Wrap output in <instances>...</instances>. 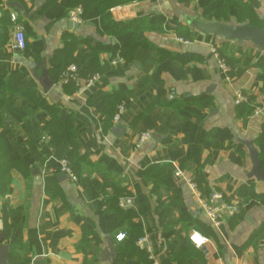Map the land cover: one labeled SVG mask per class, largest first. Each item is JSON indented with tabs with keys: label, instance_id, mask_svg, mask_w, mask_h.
I'll return each instance as SVG.
<instances>
[{
	"label": "crops",
	"instance_id": "1",
	"mask_svg": "<svg viewBox=\"0 0 264 264\" xmlns=\"http://www.w3.org/2000/svg\"><path fill=\"white\" fill-rule=\"evenodd\" d=\"M237 4L250 13L239 16ZM75 8L83 17L72 25L67 14ZM263 17L264 0H1L0 77L8 89L0 124V246L20 225L30 264H264V202L238 196L241 189L264 194V183L247 179L242 144L257 149L264 120L233 103L237 92L253 104L264 101V54L195 28ZM17 26L23 52L13 49ZM214 46L230 61V82L211 55ZM69 65L77 69V87L58 82ZM44 75L50 87H42ZM118 98L125 109L115 123ZM65 123L82 158L72 162L76 182L59 180V164L72 152ZM143 133L149 138L137 148ZM175 167L202 196L214 189L238 213L213 227L173 177ZM112 190L145 240L148 259H119L115 238L127 227L99 201ZM191 232L208 243L195 248ZM109 246L115 255L102 261Z\"/></svg>",
	"mask_w": 264,
	"mask_h": 264
},
{
	"label": "built area",
	"instance_id": "2",
	"mask_svg": "<svg viewBox=\"0 0 264 264\" xmlns=\"http://www.w3.org/2000/svg\"><path fill=\"white\" fill-rule=\"evenodd\" d=\"M67 17L70 23L75 25L80 24L82 22L83 11L80 8L69 10ZM178 41L185 44L189 43L181 39H179ZM26 47L27 46H26V40H25L23 28L21 26H17L13 36V49L17 52H23L26 50ZM211 55L216 60L218 70L222 75L223 79L226 82H230L231 69L227 64V62L225 61V59L219 55L217 47L214 46L211 49ZM116 62H122V59H118L116 60ZM76 73H77L76 67L73 65H69L60 74L58 80L59 84L67 85L69 83H73L77 87L78 84L76 79ZM96 78L97 76L93 75L87 81L86 86L90 87L92 83L96 80ZM233 103L235 107H243L250 105V101L248 100V98L244 96L241 92L235 93ZM124 109H125V103L121 102L117 106L116 112L113 117V121L115 123L120 120V117L124 112ZM251 116L259 117L262 120H264V102H260L257 106L253 108ZM148 138H149L148 134L146 133L141 134L137 140L136 147L138 148ZM58 173L67 177L72 182H76L75 176L73 175L71 170L67 167L66 160H62L60 162L58 167ZM173 177L176 180H181L182 182H184L187 188L195 195L197 199V208L200 214L213 227H217L221 223L224 217H233L238 213V207L235 206L234 204L227 202L224 199L223 195L214 189L210 190L208 196L203 197L197 190L196 186L193 184L192 180L187 176L185 172H183L179 168L175 167V170L173 172ZM99 201L102 202L103 199H100ZM124 236L125 235L122 233L118 234L115 238L116 242L118 243L121 242L124 239ZM194 237H198L199 242H197V240L194 239ZM188 240L197 249L202 248L208 243V240L197 232H191L188 236ZM144 243L145 240H143V238H141L138 241L139 246L147 252L148 250L147 248H145Z\"/></svg>",
	"mask_w": 264,
	"mask_h": 264
},
{
	"label": "trees",
	"instance_id": "3",
	"mask_svg": "<svg viewBox=\"0 0 264 264\" xmlns=\"http://www.w3.org/2000/svg\"><path fill=\"white\" fill-rule=\"evenodd\" d=\"M237 8L239 11V16L245 12L248 14L250 13L248 8L241 5V4H237ZM103 17H104L103 22L107 26L113 25V23L110 22V20L108 19V17L106 15L103 14ZM247 23L249 25L264 29V24L261 21H258L256 18L247 21ZM223 44H225V43H223ZM217 49H218L219 55L225 59V61L227 62V64L229 65V67L231 69L230 61H229L228 57L225 55L224 51L220 47H218ZM261 67H262V70L264 73V62L261 65ZM7 89H8V87H7V83H6L5 79L0 77V124L2 122V107H3V104L5 102L4 96L7 92ZM22 95L25 96V95H28V93H22ZM118 100H119V98L115 102L116 107L114 109V112L112 113V116L110 119L111 121L113 120V115L116 111L117 106L122 102V101L119 102ZM262 102H264V101H262ZM250 103H252V102H250ZM258 104L252 103L251 105H253V106L248 105L246 107H242L240 110H242V112H244L246 116H250L252 111H253V108L255 106H257ZM47 108H49V107H46V109ZM49 112L52 114L53 110L49 108ZM60 127L66 128L69 131V137L71 140L72 152H71V156L66 160V163H67V167L71 170V172L73 173V175L75 176V178L77 180L76 173H74L72 162H73L74 158H77V159H82V158L78 155V143L76 142V132L73 131L72 125H70V123H65L64 125H60ZM54 129L55 128H53V127H51V128L49 127V129L47 131L48 133H46V135L49 136L50 139L53 136L52 133H54ZM49 133H51V134H49ZM255 143H256V147L259 151V160L261 162V166H264V134H261ZM1 157L2 156L0 154V158ZM0 161H1V159H0ZM4 169H5V167H4L3 163L0 162V186H1L2 180L5 178L6 172L4 171ZM59 175H61V174H59ZM192 182L197 188V185L194 183L193 180H192ZM197 190H198V188H197ZM0 191H1V189H0ZM208 194H209V192L207 193L206 196H208ZM238 196L243 198L244 201L248 200L249 198H255L257 200L264 202V194L263 195H255V194L249 192L248 190H244V189L239 190ZM102 197H104V200L101 203L105 209L109 210V209H111V207H114L116 209V217L118 219L117 220V226H119V227L126 226L127 227V229H126L127 232L124 236V239L119 243L116 242V240H115L116 246L114 249L118 253L119 259L122 260V259L130 256L131 254H135V253L140 254V256L145 255L148 259L146 251L144 249H142L138 244V241L142 238L141 233L137 227L132 225L130 212L127 209L122 208L120 206L116 191L112 190L110 194H106ZM203 197H205V196H203ZM27 251H28V246L22 238V228L20 225H18V226H16L13 240L8 245V264H30V261L25 258V254L27 253ZM85 264H86V262H85Z\"/></svg>",
	"mask_w": 264,
	"mask_h": 264
},
{
	"label": "water",
	"instance_id": "4",
	"mask_svg": "<svg viewBox=\"0 0 264 264\" xmlns=\"http://www.w3.org/2000/svg\"><path fill=\"white\" fill-rule=\"evenodd\" d=\"M16 7L15 5H12ZM264 24V17L260 20ZM73 25V24H72ZM195 28L203 34H209L220 38L223 42L242 44L249 43L253 47L257 48L261 53L264 54V29L252 26L249 24L242 25H226V24H196ZM43 88L50 87L52 83L48 80L46 75L41 80ZM112 133L116 136H121L122 130L117 126L112 130ZM247 149L251 169L247 174V179H253L258 183H264V166H261L259 160V152L254 147L253 142L242 143ZM60 181L66 180V177L60 175ZM4 236H0V242L3 241ZM115 255L113 246H109L107 251H104L101 256L104 260L108 261ZM0 264H8V246H0ZM39 264V263H34Z\"/></svg>",
	"mask_w": 264,
	"mask_h": 264
},
{
	"label": "clouds",
	"instance_id": "5",
	"mask_svg": "<svg viewBox=\"0 0 264 264\" xmlns=\"http://www.w3.org/2000/svg\"><path fill=\"white\" fill-rule=\"evenodd\" d=\"M194 239H196V240H197V242H199V238H198V237H194Z\"/></svg>",
	"mask_w": 264,
	"mask_h": 264
}]
</instances>
